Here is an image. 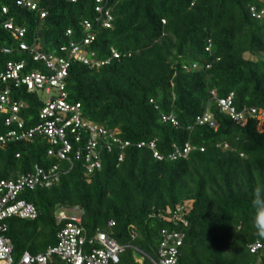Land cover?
<instances>
[{
	"label": "trees",
	"instance_id": "obj_1",
	"mask_svg": "<svg viewBox=\"0 0 264 264\" xmlns=\"http://www.w3.org/2000/svg\"><path fill=\"white\" fill-rule=\"evenodd\" d=\"M34 2L37 10L0 0V74L9 63H24L20 81L0 78V97L8 91L19 108L13 113L12 103L3 104L5 112L0 103V136L17 128L6 125L13 115L24 130L43 123L46 95L21 81L32 72L54 74L41 56L67 60L79 49L89 64L71 58L67 102L80 105L82 122L113 131L123 144L99 147L101 167L89 176L90 137L82 133L76 141L74 124L66 130L70 161L48 156L49 139L38 132L0 145V183L60 165L58 182L20 196L38 217L4 222L15 258L56 244L55 216L65 206L79 207L87 229L125 247L118 264H150L142 253L157 257L161 231L177 228L168 219L180 208L188 226L178 227L185 233L178 264H264V237L250 221L252 189L264 185V123L262 131L257 117L237 125L215 101L209 112L217 126L197 123L211 92L233 93L239 110L264 111V0ZM8 20L26 31L24 38L5 29ZM152 141L162 160L148 145L139 148ZM187 144L194 148L187 157L169 158ZM255 243L261 249L252 254Z\"/></svg>",
	"mask_w": 264,
	"mask_h": 264
},
{
	"label": "built area",
	"instance_id": "obj_2",
	"mask_svg": "<svg viewBox=\"0 0 264 264\" xmlns=\"http://www.w3.org/2000/svg\"><path fill=\"white\" fill-rule=\"evenodd\" d=\"M71 3L77 0H69ZM17 5L37 10L34 0H17ZM3 13H7V9L3 8ZM108 15V14H107ZM45 14L42 15L44 17ZM264 16V11L260 13ZM109 27V23H106ZM5 29L10 31L13 37L22 39L26 35L24 29L15 26L12 20L5 23ZM86 29L90 30L91 25L86 24ZM93 38H88V43ZM21 49H27L24 43H21ZM8 53V50H5ZM117 57L116 53L114 54ZM89 64L79 49L72 51L71 57L67 60L62 58H46L41 56L47 62L48 69H51L54 74L47 76L38 72H32L25 75L21 81L28 85L30 92L43 91L46 95V105L41 109L40 118L42 124H38L35 128L24 130L25 123L16 115L6 119V125L11 128L12 124H16L17 128H11L9 132L0 136V145L6 144L8 141H29L33 138L36 132L47 136L50 142L48 156L56 160L70 161L68 154L72 151V145L67 139L66 130L73 126L72 132H76V141H80L82 133L85 136L88 134V143L85 146L86 151V170L87 176L91 175L95 169H100L99 147L111 149L114 143L122 144L121 140L113 131H106L91 122H82L80 113V105H71L67 102L65 79L68 76L71 66V58ZM39 56L35 60H39ZM103 63H95L93 67H99ZM24 69V63H9L5 73L0 74V78L6 82L8 80L20 81V73ZM211 100L216 101L218 108L222 113L228 114L237 125H245L249 117H257L262 124L264 119V111L257 109H243L238 111L234 106V94L231 93L225 98H218L215 92L210 93ZM1 109L5 112L6 108L3 104L9 105L12 103V112L19 111L16 102H10L9 92L6 91L0 97ZM210 103V102H209ZM207 103L204 113L198 117L199 124L209 123L212 127L217 124L209 113L210 104ZM10 106V105H9ZM164 121L170 120L167 117ZM173 123L174 119H171ZM129 143L125 142L124 146ZM154 153V158L162 160L164 157L156 151V142L150 144L141 142L140 147L147 146ZM194 148L187 144L183 150L175 148L174 152L169 155L171 160L185 158ZM93 160V161H92ZM122 158H120V161ZM60 165L55 164L49 171L37 169L34 174L22 176L14 182L0 183V264H118L121 254L125 247L118 240L108 233L97 229L94 233L87 229L83 222L84 213L79 207L67 208L62 206L56 213V224L58 227L56 244L47 248L40 254H31L25 252L18 259L14 255V244L11 238L6 236L8 231L5 220L17 217L23 220H35L38 217V211L34 205L20 199V196L26 190H34L36 187L49 188L55 182H58ZM179 208L177 214L170 217L168 220L174 221L177 228L163 229L161 231V243L158 248L157 257L155 259L143 254L148 258L150 264H178L180 250L184 244L185 233L178 230V227H187L188 222L181 216ZM115 226V222L109 223V227ZM250 252L257 253L261 249L260 243L251 245Z\"/></svg>",
	"mask_w": 264,
	"mask_h": 264
},
{
	"label": "clouds",
	"instance_id": "obj_3",
	"mask_svg": "<svg viewBox=\"0 0 264 264\" xmlns=\"http://www.w3.org/2000/svg\"><path fill=\"white\" fill-rule=\"evenodd\" d=\"M231 94V93H230ZM229 94V95H230ZM217 95V94H216ZM227 97V96H226ZM225 98V97H222ZM235 98V96H234ZM210 102V103H209ZM208 103L211 104L214 102V100L209 101ZM216 102V101H215ZM217 104V103H216ZM234 106H235V102H234ZM218 107V106H217ZM235 108L237 109V107L235 106ZM245 109V108H243ZM241 109V110H243ZM249 109V108H247ZM220 110V109H219ZM238 111H241L239 109H237ZM209 111V110H208ZM221 111V110H220ZM204 113V112H203ZM210 113V112H209ZM225 114V113H224ZM228 115V114H226ZM229 116V115H228ZM213 117V116H212ZM230 117V116H229ZM231 118V117H230ZM249 118H254V117H249ZM170 121L173 118H169ZM198 120V119H197ZM232 120V119H231ZM259 120V119H258ZM172 122V121H171ZM259 122L261 123V121L259 120ZM198 123V121H197ZM263 123H264V119H263ZM263 123L259 124L262 125L261 127H263ZM199 124V123H198ZM209 124V123H206ZM201 125V124H200ZM203 125V124H202ZM210 125V124H209ZM211 126V125H210ZM212 127V126H211ZM215 128V127H214ZM251 216H250V221L253 225V227L256 229L257 234L260 237H264V185L261 184H257L256 186H254V188L252 189V194H251Z\"/></svg>",
	"mask_w": 264,
	"mask_h": 264
},
{
	"label": "rangeland",
	"instance_id": "obj_4",
	"mask_svg": "<svg viewBox=\"0 0 264 264\" xmlns=\"http://www.w3.org/2000/svg\"><path fill=\"white\" fill-rule=\"evenodd\" d=\"M261 126H262V125H260V126H259V130H260V131H262V130H263Z\"/></svg>",
	"mask_w": 264,
	"mask_h": 264
}]
</instances>
